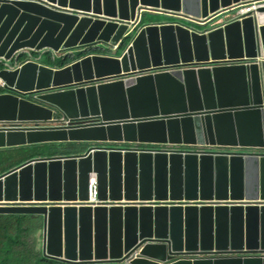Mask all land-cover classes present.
Listing matches in <instances>:
<instances>
[{
	"label": "water",
	"instance_id": "water-1",
	"mask_svg": "<svg viewBox=\"0 0 264 264\" xmlns=\"http://www.w3.org/2000/svg\"><path fill=\"white\" fill-rule=\"evenodd\" d=\"M248 1L0 0V150L83 145L0 161V214L42 216L37 264H264V6ZM149 7L209 20L151 22L123 50ZM97 43L119 47L42 60Z\"/></svg>",
	"mask_w": 264,
	"mask_h": 264
},
{
	"label": "trees",
	"instance_id": "trees-1",
	"mask_svg": "<svg viewBox=\"0 0 264 264\" xmlns=\"http://www.w3.org/2000/svg\"><path fill=\"white\" fill-rule=\"evenodd\" d=\"M99 52H100L99 49L90 47L85 52H78L75 55V57L68 55L65 57L54 58L51 54H47L45 56L46 58L45 63L53 67H63L70 64L75 59L83 57L84 55H88L91 53L97 54ZM1 92H4V90L0 86V93ZM10 148L13 151L7 152L6 150H0V161L2 162L4 168H10L32 156L66 154V153L79 151L83 149V145L82 144L80 145L75 142H45L34 145H21L18 147H10ZM13 215L34 216L35 214H13ZM1 216L3 215L0 214V217ZM15 223L16 225H13V223L10 222H4V223L0 222V244H2L1 241L3 238H8V237L14 238V236L16 235V239H14L15 240L14 242L16 245H19V241H18L20 240L19 238L21 237L22 239L23 237L30 234L28 232V229L25 230L22 228L20 221ZM30 223L33 225V222L30 221ZM12 226H15V228L13 229ZM24 257L28 259L27 264H37V261L42 259V254L31 253L28 250L26 251V253H4L2 251V248H0V264H12L11 260L24 258Z\"/></svg>",
	"mask_w": 264,
	"mask_h": 264
},
{
	"label": "built area",
	"instance_id": "built-area-1",
	"mask_svg": "<svg viewBox=\"0 0 264 264\" xmlns=\"http://www.w3.org/2000/svg\"><path fill=\"white\" fill-rule=\"evenodd\" d=\"M264 6V0H250L243 5H241V12L243 14L252 12V10H256L259 7ZM147 12L148 15L143 23L139 24L142 21V17L144 13ZM163 15H169L172 16L170 18H165ZM150 16H163L164 18L162 20H154ZM144 17V18H145ZM207 20H209L206 17H196L193 15L185 14L183 12H166L162 9H155V8H148V9H141L138 14V23H134V21H130L129 23V29L125 33L124 38H128L130 41H127L126 44L123 46V50H126L128 46L131 43V38H133L142 28L147 27L151 22L156 21H163V22H172L175 23V25L180 24L188 29L191 30H197L202 31L203 26L206 24ZM214 28V27H210ZM119 47V44L113 46L112 48L108 47L105 43H97L93 46L95 49H99V53H91L89 55H102V56H110L112 51L117 50ZM90 48V47H89ZM87 49L82 50V52H85ZM67 55V53H57V57H62ZM4 82L0 79V86H3ZM87 199L82 200L84 203H91L96 204L100 202L99 199H97V185H96V179L94 174H90L88 178V186H87Z\"/></svg>",
	"mask_w": 264,
	"mask_h": 264
},
{
	"label": "crops",
	"instance_id": "crops-1",
	"mask_svg": "<svg viewBox=\"0 0 264 264\" xmlns=\"http://www.w3.org/2000/svg\"><path fill=\"white\" fill-rule=\"evenodd\" d=\"M7 152L13 151L11 148L5 149ZM3 216L0 217V222H10L13 225H16L15 222L20 221L21 225L22 222H33L34 226L31 229H28L29 235L23 237L19 241V245L15 244V240L8 238L2 239V244H0V248L4 253H26L28 250L31 253H42V244H41V237H42V216L35 214L34 216H18L13 214H2ZM14 229L15 226H12ZM26 230V228H25ZM11 236V235H10ZM14 242V243H13ZM18 246V247H17Z\"/></svg>",
	"mask_w": 264,
	"mask_h": 264
},
{
	"label": "rangeland",
	"instance_id": "rangeland-1",
	"mask_svg": "<svg viewBox=\"0 0 264 264\" xmlns=\"http://www.w3.org/2000/svg\"><path fill=\"white\" fill-rule=\"evenodd\" d=\"M152 19H154V20H162L164 17L163 16H150ZM42 60H43V62L45 63L46 62V58H45V56L42 58ZM22 228L23 229H31L33 226H34V224L32 225L30 222H22ZM12 235H13V233H12ZM11 235V236H12ZM11 239H16V235L14 236V238H12L11 237ZM20 240H21V237L19 238ZM20 240H18V241H20ZM11 262H12V264H27L28 263V259L27 258H18V259H13V260H11Z\"/></svg>",
	"mask_w": 264,
	"mask_h": 264
},
{
	"label": "flooded vegetation",
	"instance_id": "flooded-vegetation-1",
	"mask_svg": "<svg viewBox=\"0 0 264 264\" xmlns=\"http://www.w3.org/2000/svg\"><path fill=\"white\" fill-rule=\"evenodd\" d=\"M67 54H68V53H67ZM76 54H77V52L74 53V54H69V55L75 57ZM66 56H68V55H66ZM64 57H65V56H64Z\"/></svg>",
	"mask_w": 264,
	"mask_h": 264
}]
</instances>
